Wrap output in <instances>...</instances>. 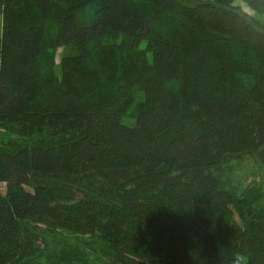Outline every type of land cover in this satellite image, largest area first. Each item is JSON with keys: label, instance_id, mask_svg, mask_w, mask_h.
Listing matches in <instances>:
<instances>
[{"label": "trees", "instance_id": "1", "mask_svg": "<svg viewBox=\"0 0 264 264\" xmlns=\"http://www.w3.org/2000/svg\"><path fill=\"white\" fill-rule=\"evenodd\" d=\"M232 2L0 0V264H264L234 177L264 166V31Z\"/></svg>", "mask_w": 264, "mask_h": 264}, {"label": "rangeland", "instance_id": "2", "mask_svg": "<svg viewBox=\"0 0 264 264\" xmlns=\"http://www.w3.org/2000/svg\"><path fill=\"white\" fill-rule=\"evenodd\" d=\"M232 3L236 4V0H233ZM258 14L262 15L261 13ZM0 28H1V18H0ZM59 51L60 49L58 50V53ZM8 137L9 134L0 127V141H5V139H7ZM234 177L244 186L251 183L250 181H257L258 183L261 184V189L264 193V166L261 167L260 164H255L249 159H243L235 167Z\"/></svg>", "mask_w": 264, "mask_h": 264}, {"label": "clouds", "instance_id": "3", "mask_svg": "<svg viewBox=\"0 0 264 264\" xmlns=\"http://www.w3.org/2000/svg\"><path fill=\"white\" fill-rule=\"evenodd\" d=\"M235 7L239 10L241 14L247 17H253L257 20L260 25L259 30L264 31V15H260L257 11L247 2V0H236ZM236 260L240 264H247V259L237 256Z\"/></svg>", "mask_w": 264, "mask_h": 264}]
</instances>
